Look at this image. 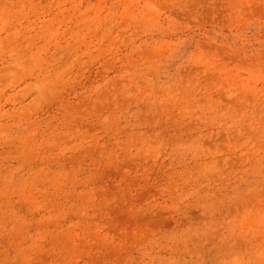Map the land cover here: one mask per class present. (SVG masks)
Returning a JSON list of instances; mask_svg holds the SVG:
<instances>
[{
  "label": "rangeland",
  "instance_id": "1",
  "mask_svg": "<svg viewBox=\"0 0 264 264\" xmlns=\"http://www.w3.org/2000/svg\"><path fill=\"white\" fill-rule=\"evenodd\" d=\"M0 264H264V0H0Z\"/></svg>",
  "mask_w": 264,
  "mask_h": 264
}]
</instances>
